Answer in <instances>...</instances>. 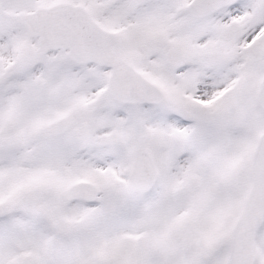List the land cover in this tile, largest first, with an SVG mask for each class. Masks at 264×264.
I'll list each match as a JSON object with an SVG mask.
<instances>
[{
	"label": "snow or ice",
	"instance_id": "obj_1",
	"mask_svg": "<svg viewBox=\"0 0 264 264\" xmlns=\"http://www.w3.org/2000/svg\"><path fill=\"white\" fill-rule=\"evenodd\" d=\"M0 264H264V0H0Z\"/></svg>",
	"mask_w": 264,
	"mask_h": 264
}]
</instances>
